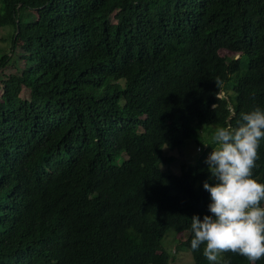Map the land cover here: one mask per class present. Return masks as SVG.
<instances>
[{"label": "trees", "instance_id": "obj_1", "mask_svg": "<svg viewBox=\"0 0 264 264\" xmlns=\"http://www.w3.org/2000/svg\"><path fill=\"white\" fill-rule=\"evenodd\" d=\"M6 29L0 264H170L169 229L209 264L190 225L210 215L214 144L192 124L264 109V0H0ZM192 137L199 159L162 172ZM258 155L264 183V139Z\"/></svg>", "mask_w": 264, "mask_h": 264}, {"label": "clouds", "instance_id": "obj_2", "mask_svg": "<svg viewBox=\"0 0 264 264\" xmlns=\"http://www.w3.org/2000/svg\"><path fill=\"white\" fill-rule=\"evenodd\" d=\"M264 139V109L240 114L235 126H221L211 137L212 151L206 158L215 178L203 188L210 194L208 212L191 218V250L200 251L209 264H229L223 254L232 253L257 264L264 257V183L254 177ZM207 146V145H206Z\"/></svg>", "mask_w": 264, "mask_h": 264}, {"label": "rangeland", "instance_id": "obj_3", "mask_svg": "<svg viewBox=\"0 0 264 264\" xmlns=\"http://www.w3.org/2000/svg\"><path fill=\"white\" fill-rule=\"evenodd\" d=\"M8 31V29L0 30L1 48L6 44V40L4 39L6 38V34L8 33ZM219 54L220 56L226 57L236 56L234 53L228 52L226 50L220 51ZM192 128L196 131L197 134H199V139H201L202 141L206 140L208 142H212L211 132L207 133L205 131H199L194 124H192ZM205 143L206 142H204L203 144H197L193 137L187 139L179 149L174 150V152L165 153L167 158L172 157L174 158V160L171 161L172 159H168V163L162 161L160 163V170L165 173L179 174L181 166L183 164L195 163L199 159L202 154L201 151L207 148ZM215 147L216 145L214 144L213 148ZM180 238L182 241L184 240V237H181V234H177L173 229L167 230L161 240V248L170 255V264H193V259L189 251H187L185 248L178 249L177 246L179 244Z\"/></svg>", "mask_w": 264, "mask_h": 264}]
</instances>
